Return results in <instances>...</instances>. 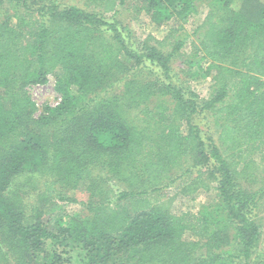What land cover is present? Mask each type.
<instances>
[{
  "label": "trees",
  "instance_id": "obj_1",
  "mask_svg": "<svg viewBox=\"0 0 264 264\" xmlns=\"http://www.w3.org/2000/svg\"><path fill=\"white\" fill-rule=\"evenodd\" d=\"M124 1L94 0L98 12L0 0V264H264L256 253L264 242L256 219L264 212V0H141L138 10L159 25L206 8L184 60L187 69L202 65L192 74L211 76L201 100L168 64L184 57L181 27L134 46L126 27L102 14L115 18ZM48 75L60 101L34 116L26 87ZM186 160L216 181L211 216L156 205L152 193ZM25 173L37 190L32 204L12 189ZM252 173L261 184L241 186L240 175ZM63 188L89 194L86 212L44 218L54 193L67 197ZM187 230L197 241L183 239Z\"/></svg>",
  "mask_w": 264,
  "mask_h": 264
},
{
  "label": "rangeland",
  "instance_id": "obj_2",
  "mask_svg": "<svg viewBox=\"0 0 264 264\" xmlns=\"http://www.w3.org/2000/svg\"><path fill=\"white\" fill-rule=\"evenodd\" d=\"M61 5H76L78 7L86 8L89 11H98L101 12V8L98 6L97 2L94 0H55ZM141 0H125L123 4L119 6V11L115 15V18L111 17V13H102L103 16L107 20H117L118 28L126 27V30L123 33V36L129 34L130 40H134L136 42H142L147 38V36H155L159 39L163 38L167 33V30L171 25H174L179 28V32L176 34L177 38L184 40V44L181 46L179 50L180 54L184 53V57L181 56H171L168 60V64L176 74V76L184 81L186 84L191 86V89L196 93L198 100L208 97L210 93V83H211V76H198L192 74L193 71H200L202 69L194 62L191 68L187 69V64L185 65L184 60H186L185 56H188L190 53V41L194 39L196 36L192 34V31L195 30L196 25L201 21L203 15L205 14L206 8L199 6L198 12L192 14L188 17L187 21L185 22H177L180 20L171 19L167 23L163 25H159L156 22L152 21L149 16L146 14L144 9H139ZM133 42V41H132ZM148 44L154 45L151 40H148ZM171 49V48H168ZM138 51L141 50L137 49ZM188 61V57L186 62ZM206 63V62H205ZM199 72V74H200ZM203 73V72H202ZM144 77L147 79L153 78L147 70L144 72ZM123 88L122 82L118 83L116 86V90L120 91ZM30 98L35 103V110L34 116L40 115L44 111L45 106H55L60 101V94L55 89V79L52 75H48V80L43 84H30L26 87ZM111 92V91H110ZM197 121L202 118V116H195ZM210 121L211 119L208 118ZM207 120L208 128L211 126V123ZM201 126L204 127L205 125L203 122ZM181 131H186V126L184 123L181 124L180 127ZM213 131V128L211 127ZM147 132L149 133L148 129ZM150 136H155V132H152ZM253 161H258L259 156L252 155ZM191 161H184L183 165L172 173V178L174 181L170 183H166V185L161 188L158 192L152 193V195L157 196L158 200L156 205L163 206L168 211L172 212L173 214L179 215L186 211H191L195 214H207L208 216L212 215L213 206L218 203L219 196L218 190L215 188L216 181L213 179L212 174L204 173L203 175L199 176L197 172V167H192ZM204 169V168H202ZM251 170H255L253 168H249V173ZM260 173H252L251 177H245L247 175H240L238 181L241 186L248 187V188H256L261 183L257 182ZM31 174H23L16 179L14 186L12 189H15L16 192L20 193L23 196L24 203L28 202L32 204L33 199L35 198V192L37 190L32 189V186L28 185L27 177L29 178ZM34 175V174H33ZM177 176V179L175 178ZM32 178H34L31 175ZM31 179V178H30ZM37 185L39 186L41 181L35 180ZM30 182V180H29ZM116 182V184H114ZM32 183V182H31ZM111 185L114 184V189L118 191L121 189V183L117 182L116 179H112L110 182ZM63 194L67 197L63 200L59 199L57 194L54 193L51 199V202L45 203L46 206L43 208L44 215L43 217H49L54 222L68 220L72 214L75 213H85L86 210L81 205L82 201L88 199L89 194L87 192H81L75 189L63 188ZM26 193V194H25ZM151 195V194H150ZM151 195V196H152ZM71 198V199H70ZM49 207V208H48ZM257 223L259 225V230L264 233V212H260L257 216ZM53 221L51 223L54 225ZM183 239L186 241H197L198 237L193 234L191 230H187L184 235L182 236ZM230 246H224L223 248H229ZM58 250L62 249V245H57ZM204 250V249H202ZM73 252V253H72ZM68 252L70 255L76 254L74 251ZM257 255H261V258H264V242L260 243V247L256 249ZM61 255H66L61 251ZM255 253L253 258L255 260L256 256ZM237 264L238 260H235ZM65 264H74V259L71 258L69 262Z\"/></svg>",
  "mask_w": 264,
  "mask_h": 264
}]
</instances>
